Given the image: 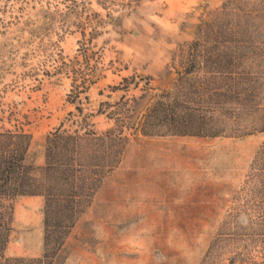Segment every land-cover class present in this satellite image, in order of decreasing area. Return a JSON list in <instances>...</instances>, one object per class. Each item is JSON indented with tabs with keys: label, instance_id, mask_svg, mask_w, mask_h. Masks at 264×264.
<instances>
[{
	"label": "rangeland",
	"instance_id": "1",
	"mask_svg": "<svg viewBox=\"0 0 264 264\" xmlns=\"http://www.w3.org/2000/svg\"><path fill=\"white\" fill-rule=\"evenodd\" d=\"M228 1L0 0V130L30 135L26 163L37 167L46 136L61 125L97 135L83 144L89 193L55 264L264 262V134L246 136L264 128V0H233L225 23L248 47L236 72L256 84L254 109L226 105L238 111L223 117L227 134L216 139L135 131L187 67L198 24ZM74 81L80 99L71 103ZM175 173L205 200L181 209L145 199L152 177ZM43 206L42 197L16 200L6 257H43Z\"/></svg>",
	"mask_w": 264,
	"mask_h": 264
},
{
	"label": "trees",
	"instance_id": "2",
	"mask_svg": "<svg viewBox=\"0 0 264 264\" xmlns=\"http://www.w3.org/2000/svg\"><path fill=\"white\" fill-rule=\"evenodd\" d=\"M233 2L228 1L213 17L198 24L196 39L189 46L187 67L178 73L171 91L165 90L154 96L153 103L141 116L135 129L138 135L145 138L216 139L227 134L222 126L223 117L235 116L238 111L226 105L233 102L243 110L254 109L251 105L257 98L256 84L252 76L236 72L244 68L246 54L243 51L248 47H244L236 32H229L231 30H227L225 24L226 18L232 15L228 10ZM238 33L241 34V31ZM82 35L85 38L84 32ZM64 66H67L66 63ZM60 70L62 72V68ZM200 72L205 75L198 78ZM72 73L75 76L78 74L76 70ZM234 73L236 76H233ZM90 84L95 82L92 80ZM77 88L74 81L69 95V99H73L71 103L75 98L80 99V93H75ZM76 110L83 114L80 105L76 106ZM97 114L105 115L102 105ZM113 116V113L107 114L110 119ZM84 118L86 120L87 117ZM255 134H264V128L246 136ZM96 136L94 130L87 127L81 135L79 131L71 132L61 125L46 136L45 164L37 167L26 163L31 136L18 130H0V264H55L82 212V199L89 193L88 163L85 157L84 160L81 157V152L84 141L88 142ZM102 137L110 138L111 134L106 132ZM263 151L264 146L258 155ZM120 156L117 152L114 164L119 163ZM20 197L44 199L42 258L6 257L13 232L15 202ZM223 240L224 235L220 234L209 251ZM235 260H231L230 264H237Z\"/></svg>",
	"mask_w": 264,
	"mask_h": 264
},
{
	"label": "crops",
	"instance_id": "3",
	"mask_svg": "<svg viewBox=\"0 0 264 264\" xmlns=\"http://www.w3.org/2000/svg\"><path fill=\"white\" fill-rule=\"evenodd\" d=\"M161 138V137H158ZM171 138V137H168ZM180 138V137H173ZM187 138V137H184ZM182 138V139H184ZM192 138V137H188ZM182 159L178 160V168L182 167ZM187 179L181 173H175L173 176L167 178L156 176L152 177L151 193L150 195H145V199L151 200L154 204H166L169 208V205L179 204L181 206H176L177 208L185 209L187 207L186 203L190 200H205L203 190H190L187 186ZM204 221V220H203ZM201 221V223L203 222ZM192 222V221H189Z\"/></svg>",
	"mask_w": 264,
	"mask_h": 264
}]
</instances>
